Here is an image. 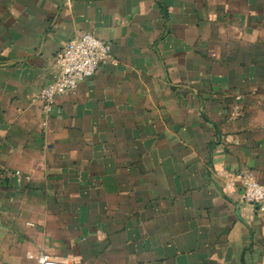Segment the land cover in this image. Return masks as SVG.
Instances as JSON below:
<instances>
[{
	"label": "crops",
	"instance_id": "crops-1",
	"mask_svg": "<svg viewBox=\"0 0 264 264\" xmlns=\"http://www.w3.org/2000/svg\"><path fill=\"white\" fill-rule=\"evenodd\" d=\"M100 66L45 113L54 57ZM264 0H0V264H264Z\"/></svg>",
	"mask_w": 264,
	"mask_h": 264
},
{
	"label": "built area",
	"instance_id": "built-area-1",
	"mask_svg": "<svg viewBox=\"0 0 264 264\" xmlns=\"http://www.w3.org/2000/svg\"><path fill=\"white\" fill-rule=\"evenodd\" d=\"M109 42L84 33L69 40L54 57V75L37 95L45 113L51 112L55 100L64 94H74L78 84L91 78L100 66L115 65ZM248 171L235 175L242 187V199L255 206L264 215V186L259 184ZM40 264H65L57 258L40 254Z\"/></svg>",
	"mask_w": 264,
	"mask_h": 264
}]
</instances>
